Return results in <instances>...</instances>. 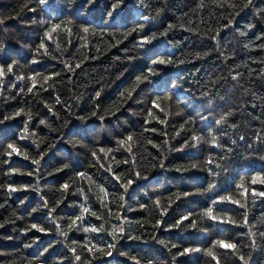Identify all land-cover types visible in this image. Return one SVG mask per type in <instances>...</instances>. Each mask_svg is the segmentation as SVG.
Masks as SVG:
<instances>
[{"label": "trees", "instance_id": "obj_1", "mask_svg": "<svg viewBox=\"0 0 264 264\" xmlns=\"http://www.w3.org/2000/svg\"><path fill=\"white\" fill-rule=\"evenodd\" d=\"M0 69V264H264V0H0Z\"/></svg>", "mask_w": 264, "mask_h": 264}, {"label": "snow or ice", "instance_id": "obj_2", "mask_svg": "<svg viewBox=\"0 0 264 264\" xmlns=\"http://www.w3.org/2000/svg\"><path fill=\"white\" fill-rule=\"evenodd\" d=\"M40 2L41 3H43L44 2V0H40ZM249 3H251V0H249ZM119 7V3H117V4H114L113 5V10H115L116 8H118ZM112 15V13L111 12H109V16H111ZM145 19L147 20L148 19V17H145ZM60 27V25H56L54 28H53V31H56V29L57 28H59ZM83 31L84 32H87L88 31V29L87 28H84L83 29ZM242 35H243V33H241ZM145 42H147V41H142V43H145ZM41 48H43L44 47V45L43 44H41V46H40ZM173 61H165V60H163V59H161V60H159V61H153L152 63L153 64H157V63H159V64H165V63H172ZM77 67H79V65H77ZM71 70H74V69H71ZM12 71V67L11 66H9L8 67V72H11ZM4 75V71L2 70V69H0V76H3ZM49 78H51V77H49ZM144 79H148V77H147V75H145L144 76ZM141 80V78L140 77H137V81L139 82ZM28 91L29 92H31L32 91V88H29L28 89ZM98 95V94H97ZM129 95H131L130 93H129ZM153 106L154 107H159V105L158 104H156V102H153ZM93 114H95V113H93ZM17 115H19V113H17ZM149 115H152V113L151 112H149ZM42 124L43 123H46L44 120H41L40 121ZM217 123H220V121H217ZM25 132L27 133V127L25 128ZM194 139H198V138H194ZM127 140L128 141H131L132 140V136L131 135H129L128 137H127ZM121 146H124L125 145V143H126V141L125 140H120L119 142H118ZM8 147L9 148H12L14 151H15V148H14V146L13 145H11V144H9L8 145ZM131 149L129 148V151H130ZM100 151H102V152H104V149H100ZM113 150L112 149H108L107 150V152H112ZM107 152L105 153V156H107ZM93 155L95 156V152L93 153ZM34 163H39V161H34ZM65 167H67V165L65 166ZM109 170H111V169H109ZM81 175H84L83 173H81ZM138 175V174H137ZM256 181L255 180H253V183H255ZM260 182L261 183H264V178H262L261 180H260ZM132 183V181H127V184H131ZM127 184H125L124 185V187L126 188L127 187ZM65 189H67L68 188V185L67 184H65L64 186H63ZM211 187V186H210ZM14 190V189H13ZM101 191H103V189H101ZM245 192L247 193V189L245 190ZM105 195H107V193H105ZM252 195L253 196H256V195H258V196H260V197H264V190H262V191H259V192H256L255 190H253L252 191ZM228 199H231L230 197L228 198ZM233 203H237V204H239V201H232ZM157 203H159V201H157ZM33 211H36V209H33ZM89 211V209L87 208V207H84L83 208V212H88ZM208 214H209V216H211V209H209L208 210ZM93 215H95V213H93ZM213 220H215L216 219V217H214V216H212L211 217ZM77 219L78 220H82V216L81 217H77ZM186 219V218H185ZM245 223H247V221L245 220ZM76 224V221L74 220L73 221V225H75ZM32 227H37L36 225H33ZM39 230H43V229H39ZM85 231H88L89 229H84ZM92 231H96V229H91ZM116 231H123L122 229H114V233H113V240H116L117 239V237H116V235H115V232ZM62 234H65L66 235V233H62ZM138 238V237H137ZM221 247H224V248H228V249H235L236 248V245L235 244H231V243H224L223 241H218L217 242ZM108 247L109 248H113V247H115V245L114 244H109L108 245ZM191 251H198V250H194V249H184V252L185 253H189V252H191ZM108 255H111V252H109V253H107ZM183 254V253H182ZM209 254H211V253H209ZM77 260H79L80 259V256H76L75 257ZM240 259L241 260H243L244 261V264H247V261L245 260V258L243 257V256H241L240 257Z\"/></svg>", "mask_w": 264, "mask_h": 264}]
</instances>
